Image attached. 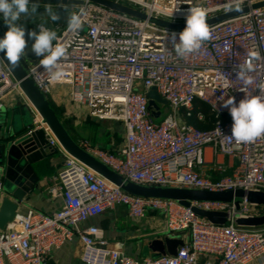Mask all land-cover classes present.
<instances>
[{"label": "built area", "instance_id": "obj_1", "mask_svg": "<svg viewBox=\"0 0 264 264\" xmlns=\"http://www.w3.org/2000/svg\"><path fill=\"white\" fill-rule=\"evenodd\" d=\"M113 1L146 14L148 19L120 16L89 5L75 7L73 13L77 14L84 9L82 27L75 32L68 26L54 29L66 49L59 62L65 72L62 80L51 81L40 62L29 66L25 54L20 59L46 97L54 86L67 85L72 103L85 107L91 117L123 125L124 145L117 153L88 141L80 145L138 185L264 192V136L251 143H237L230 136L229 112L219 108L229 96L239 102L245 93L264 94L260 91L264 85V8L250 9L210 26L211 38L201 49L180 57L169 34L182 30L156 25L149 18L185 23L187 9L201 6L208 10L209 19L231 12L225 10L228 0ZM262 1L245 0L242 8ZM39 24L55 27L52 22H34L35 27ZM252 51L259 52L260 59L253 60V82L245 86L236 78L234 68L248 60ZM152 88L169 108L161 121L148 108L146 93ZM10 97L31 109L35 128L29 133L44 130L50 149L63 154L64 163L57 186L50 190L60 197L61 208L52 214L18 212L13 222L0 231V264H50L52 253L74 239L83 245L85 264H251L264 258V228L235 225L237 216L259 215V208L247 201L239 209L233 203L218 201L190 202L185 206L173 200L128 194L63 150L0 59V122ZM196 102L208 106L214 114L213 128L200 130L183 121L192 114L200 121L205 119L204 113L196 110ZM207 148L215 156L237 161L231 175H223L225 167L218 165L214 169L221 178L207 176ZM4 193L0 176V203ZM118 205L126 207L128 215L136 220L144 218L148 211L162 214L166 231L180 235L183 245L175 254L158 260L136 258L112 247L97 226L87 224ZM193 208L226 212L228 221L225 225L213 224L197 216Z\"/></svg>", "mask_w": 264, "mask_h": 264}, {"label": "water", "instance_id": "obj_2", "mask_svg": "<svg viewBox=\"0 0 264 264\" xmlns=\"http://www.w3.org/2000/svg\"><path fill=\"white\" fill-rule=\"evenodd\" d=\"M38 12L36 15L22 17L21 23L26 28L32 29L34 22H52L47 15L46 9L51 8L59 15V24H66L69 11L72 7L89 5L103 8L114 14L135 18L140 20L148 19L147 15L133 9L127 5L117 3L113 0H33ZM31 7V4H30ZM264 8V1L254 4L251 8L243 7L242 11H231L207 19V23L213 26L217 23L230 20L242 14H246L250 9L256 10ZM149 21L171 30H183L185 23H173L157 18H149ZM7 31L0 17V37ZM25 52L29 59L38 60L30 51ZM0 59L5 67L10 71L13 78L19 83L20 89L28 99L29 103L41 116L43 123L48 127L53 136L57 139L63 150L90 170L106 179L108 182L118 186L124 192L143 198H159L173 200L182 205H189L190 202L197 201H218L233 203L236 209L240 204L247 201L249 205L264 208L263 191H245L237 189L234 192H209L195 189H182L157 186H142L133 183L119 175L111 168L106 166L88 151H86L65 128L60 117L57 115L48 97H46L36 86L33 79L22 61L13 67L0 53ZM148 108L155 119L160 117V106L167 105L155 88L146 93ZM3 120L0 125V176L3 180L5 193L0 203V231L13 222L21 206L26 205L29 195L38 186L39 177L34 164L43 161L49 156L50 146L44 130H35L29 133L35 125L33 114L27 105H19L15 108H3ZM231 196L229 201H223V197ZM193 212L200 217L206 218L213 224L225 225L227 223L226 212L204 211L193 208ZM235 225L240 228L259 229L264 227V212L252 216H237ZM183 245L180 235H172L167 232L163 237L154 238L146 242L141 259L158 260L173 255L178 248Z\"/></svg>", "mask_w": 264, "mask_h": 264}, {"label": "crops", "instance_id": "obj_3", "mask_svg": "<svg viewBox=\"0 0 264 264\" xmlns=\"http://www.w3.org/2000/svg\"><path fill=\"white\" fill-rule=\"evenodd\" d=\"M50 23L48 22L49 25ZM48 99L60 119L69 126L71 134L81 141H88L93 146L102 147L114 153L123 147V125L93 118L86 109L81 110V106L72 103L67 85L54 86ZM19 105L21 104L15 102L11 97L5 101L6 108H15ZM182 119L184 118L182 117ZM0 125H2V121ZM205 157L207 176L213 180L222 176L214 169L215 166L225 167L226 171L223 175H231L237 166L236 160H230L225 156H215L211 148L206 149ZM63 163L64 155L50 149L47 158L34 164L39 177L38 186L29 195L26 205L21 206L20 213L36 210L44 214H52L61 208L60 197L52 195L50 190L58 184L57 177ZM258 210L261 213L264 212V208ZM87 225L97 226L112 247L114 246L136 258H142L143 248L147 241L162 238L166 233L165 219L162 214L148 211L144 218L136 220L128 215L126 207L122 205L106 209L102 215L91 219ZM82 255L83 245L80 240L74 239L52 253L50 264H85L82 261ZM203 263L204 261H201V264ZM251 264H264V258L257 259Z\"/></svg>", "mask_w": 264, "mask_h": 264}, {"label": "clouds", "instance_id": "obj_4", "mask_svg": "<svg viewBox=\"0 0 264 264\" xmlns=\"http://www.w3.org/2000/svg\"><path fill=\"white\" fill-rule=\"evenodd\" d=\"M245 0H228L226 11H242ZM31 4V7H30ZM38 12L33 0H0V17L3 18L7 31L0 37V53L11 66L15 67L26 51L40 59V68L50 74L51 81H60L65 72L60 65V60L65 56L66 49L60 42L57 31L39 24L32 29L21 23L22 17L36 15ZM47 15L53 22L59 20V15L50 7L46 9ZM80 13L68 15L67 26L71 31H78L82 27ZM208 10L201 6L190 7L185 15V27L179 33L173 31L169 34L170 42L175 53L180 57L199 51L202 44L211 38L212 32L207 23ZM55 42V43H54ZM249 59L234 68L236 78L242 80L244 85H250L253 79L250 75L254 71L253 60L260 59L257 51L248 53ZM264 93V85L261 86ZM245 93V92H244ZM220 109H226L232 118L231 138L237 143H251L264 136V94L249 95L236 101L234 96L223 99L219 104Z\"/></svg>", "mask_w": 264, "mask_h": 264}, {"label": "trees", "instance_id": "obj_5", "mask_svg": "<svg viewBox=\"0 0 264 264\" xmlns=\"http://www.w3.org/2000/svg\"><path fill=\"white\" fill-rule=\"evenodd\" d=\"M42 22V21H41ZM53 22V21H52ZM196 110H200L204 113L205 119L203 121L198 120L195 114H192L190 117H186V122L190 125L195 126L197 129L200 130H207L211 129L214 126V114L210 112L209 107L204 105L201 102H196ZM62 121V120H61ZM63 122V121H62ZM65 128L68 130L70 135L77 141L78 143L81 142V139H78L75 135L71 134V130L66 122H63Z\"/></svg>", "mask_w": 264, "mask_h": 264}, {"label": "rangeland", "instance_id": "obj_6", "mask_svg": "<svg viewBox=\"0 0 264 264\" xmlns=\"http://www.w3.org/2000/svg\"><path fill=\"white\" fill-rule=\"evenodd\" d=\"M69 11L71 13H73L75 11V8L72 7V8L69 9ZM54 23H57V25H55V27H53V29H56L57 27L60 28V29H62V28H64V27L67 26V23L66 24H59L58 22H54ZM32 27L34 28L35 25L32 24ZM25 61L27 62V64H29V66H34L38 60L29 59L28 57L25 56ZM82 109H86V108L85 107H82L81 110ZM161 111H162V116L159 119H157L159 121H161V119H163L166 116V114L169 112L168 106L167 105H161ZM3 119L4 118H3V114H2V120ZM4 190H5V188H4ZM230 198H231V196H226L225 195V197H223V201H229Z\"/></svg>", "mask_w": 264, "mask_h": 264}, {"label": "flooded vegetation", "instance_id": "obj_7", "mask_svg": "<svg viewBox=\"0 0 264 264\" xmlns=\"http://www.w3.org/2000/svg\"><path fill=\"white\" fill-rule=\"evenodd\" d=\"M2 121V120H1Z\"/></svg>", "mask_w": 264, "mask_h": 264}]
</instances>
